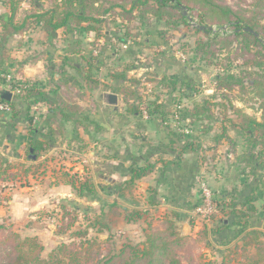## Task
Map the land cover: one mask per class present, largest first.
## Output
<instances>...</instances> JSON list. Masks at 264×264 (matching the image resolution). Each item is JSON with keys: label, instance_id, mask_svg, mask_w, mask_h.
I'll return each instance as SVG.
<instances>
[{"label": "crops", "instance_id": "0c3cea01", "mask_svg": "<svg viewBox=\"0 0 264 264\" xmlns=\"http://www.w3.org/2000/svg\"><path fill=\"white\" fill-rule=\"evenodd\" d=\"M60 3L61 0H0V77L11 76L15 81L32 84L46 95L53 96L52 90L57 89L62 94L61 101L77 108L80 113L89 115L95 122L94 125H86L78 123V118H74L63 125L60 121L53 125L54 131L59 130L58 125L63 126V132L55 136V141H50L48 149L43 151L36 161L30 160L29 166L35 167V173L41 171L42 179H51L54 184L17 191L14 194L15 200L11 203L12 212L9 213L14 223L19 224L25 219L29 222L35 221L31 214L28 216L29 212L47 209L49 205L58 208L63 202H70L72 198L79 199L72 187L71 181L74 178L90 180L100 186H121L130 180L128 174L134 165L142 168L148 163L156 164L153 173L137 182V189L148 195L147 200L151 190H157L155 199L161 204L154 207L155 212L159 214L157 217L163 215L161 207L173 209L170 205L171 196L177 187L181 186L180 179L183 174L191 169L199 173L193 183V201L197 200L199 194L201 176L208 180L223 200L232 194L244 192L246 184L254 182L257 177L264 180V152H260L259 147L253 149L255 139L250 138V132L244 130L243 122L237 126L241 128V140L231 138L229 131L220 135L222 138L217 144L213 143L214 133L205 136L204 142L213 147L206 161L207 167L201 166L199 162L198 169V156L194 151L181 152L177 145H173L176 150L173 152L165 147L168 143L167 133L160 127L158 119H141L127 115L123 96L117 91L122 85V82L116 79L119 73L125 72L129 78L141 79V96L145 100L155 96L152 89L156 87V84L148 82L147 78L161 80L166 76L176 81L190 78L196 82L204 78L198 76L199 74L189 75L187 66L177 59L176 54L168 56L167 53H162L151 64L143 65V61L149 57V49L141 48L138 37L133 36L135 31L131 29L136 21L128 23L118 16L108 15L102 17V25L93 24L95 29L92 30L87 29L91 25L86 23L73 30L62 28L50 35L44 30L43 24L34 23L25 32L14 31V27H21L27 17L41 14ZM99 3L97 2L96 6ZM122 25L126 29L125 33L124 30H119ZM106 27L110 30H106ZM99 28L100 36L94 31ZM199 83L206 95L203 98L210 99L215 87L204 91L203 82ZM109 93L118 96L117 106L107 104L105 95ZM157 94L161 97L160 102H166L170 98L165 90L158 91ZM197 96L200 95L191 97V102L184 106L191 108L198 101ZM60 100H57L56 105H59ZM12 102L15 103L17 112L23 111V100L15 95L12 96ZM39 106L42 108L39 124L45 126L42 130L43 137L38 139L46 142L50 131L48 117L51 107L43 103ZM242 113L254 118L249 112ZM257 120L261 122V118ZM4 128L0 124L3 137L6 136ZM233 128L235 129L234 125ZM18 130H21L22 135H18L14 141L7 135V142L27 147L34 137L30 136L23 123H17L8 132ZM193 131L195 132L194 128ZM8 145L4 144V147H9ZM1 154L4 156L3 152ZM179 160L181 169L179 167L175 171L174 164L172 171H168L169 175L161 178L166 164ZM42 170L45 173H42ZM174 171L178 173L173 176ZM234 173L236 176L230 179ZM37 176H29L28 179L40 178ZM260 201L261 199H257L253 204L257 208L256 215L261 217L264 212L262 204L258 206ZM94 204L101 209L98 202H93ZM148 205L152 208L149 203ZM94 208L96 209L95 206ZM253 223V227L262 230L264 241V229L260 228L264 226L263 219ZM27 225L30 224L27 222L25 228ZM235 243L236 241L232 244Z\"/></svg>", "mask_w": 264, "mask_h": 264}, {"label": "trees", "instance_id": "16d2710c", "mask_svg": "<svg viewBox=\"0 0 264 264\" xmlns=\"http://www.w3.org/2000/svg\"><path fill=\"white\" fill-rule=\"evenodd\" d=\"M97 2L100 3L96 6ZM182 7H186L191 12L200 10L202 13L201 18L203 21L205 20L204 22L202 21L203 25H205L202 26L204 29L197 31L202 33L206 40L196 42L197 46L193 52L197 57L199 56L200 60H206L208 62L206 56L211 53L210 48H212L213 45L221 43L218 35H211L209 30L211 24L219 26L228 24L234 29L233 35L223 40L233 39L230 42H236L243 38L250 42L254 41L264 52V26H262L259 21H252L244 18L242 13L236 12L226 5L217 4L216 0H61L60 4L54 5L51 9L41 14L27 17L21 27H14V31L18 33L25 32L29 30L34 23L43 24L44 30L50 33V35L59 29L65 28L73 30L86 23L91 25L87 29L92 30L95 29L92 27L93 24L102 25V17L108 15L111 17L118 16L123 18L126 22L131 23L137 20L143 22L144 19L146 20L149 17H154L158 21H164L165 16L175 17L177 14L180 19L184 20L183 23L187 24L186 18L183 17L181 13ZM94 31L100 36V28ZM251 31H254L258 36H255ZM260 40H263V43ZM0 73H2L1 69ZM116 79L122 82V85H120L117 91L123 96L127 115L144 119L143 111L145 109L147 118L158 119L160 127L167 133L168 143L165 144V147L173 152L176 151L173 145H177V148L181 149V151H187L192 148L198 156L197 167L200 169V150L195 148L194 144L191 142L187 141L184 144V139L186 138L185 133H179L176 131V128L173 129L172 122H174L177 116H180L178 122L183 126L182 129L188 130V128L198 122L202 125L206 120L210 121L212 117L211 108L213 105L217 108L220 106L216 104L217 102L212 103L210 99H205L202 102L194 103L191 108L182 107L184 98H191L201 93V84L190 78H185L181 81L172 80L166 76L161 80L147 78L146 80L148 82L156 84L157 89H160L159 91L162 92L165 90L170 96L166 102H160L161 97L158 94H155V96L147 100L141 96V79L129 78L125 72L117 74ZM0 82L6 84V81L3 79H0ZM215 83L217 84V89L231 91L234 86H238L241 83V80H238L237 77L233 75L227 77L218 76V78L215 79ZM254 83L257 84L258 82L256 83L254 81ZM52 93H54L53 96L46 95L40 89L34 86L30 87L24 91V94L18 95L19 99L23 100L25 104L22 112H17L15 103L11 101L7 102L12 108L11 114L6 116L0 115V124L5 127L4 133L6 137L10 135L8 131L14 128L17 123H23L27 127L30 136L34 137L27 146V157L29 161H36L39 155L48 149L49 144H51L50 141H55V136L63 132V126L61 125H58V131L53 130V125L57 122L60 121L63 125L67 121L78 118V123H85L86 125H94L95 123L89 115L80 113L77 108H73L61 101L62 94H60L57 89H53ZM176 93L177 95L175 96ZM54 96L56 99H54ZM58 99L60 103L56 105ZM41 103L51 107L50 117H48L50 121V131L46 136V142L38 139V137H43L42 130L45 124L44 126L42 124L33 125L32 108ZM260 109L264 115L263 103ZM243 125L245 128L244 130L250 132L249 137L255 139L253 149L256 150L257 147H259L260 152L263 153L264 117L261 122H258L256 118L245 115L243 116ZM210 130L211 128L209 126L202 125L201 131L204 134H207ZM218 137L219 139L222 138L221 136H217L215 140L218 139ZM179 159H181V157H179ZM0 161L6 164L8 162L1 152ZM180 162L181 160L172 164L167 163L165 172L161 178H165L168 171L173 169L172 166L174 164L176 167L175 171H177L179 167L181 169ZM25 167H27L25 169L28 171L30 166ZM155 168L156 164L153 163H148L142 168L138 165H134L131 168V172L128 174L130 180L124 182L121 186H100L95 185L90 180L83 181L74 178L71 182L77 196L79 198H85L90 202H98L101 205V209L97 211L93 208H84L77 204V202H63L61 204V209L63 210L62 223L64 224V220L66 219L67 222H69V224L65 226V230H70L78 224L79 219L75 213V211H78L83 212L86 217L90 215V213L94 214L95 219L92 227L97 229L99 233L103 231L111 232L112 224L110 219L109 223H107V209L109 214H117L116 209L119 206V202L117 200L108 202V199L116 195L120 199H128L129 196H136L135 193H138L136 192L137 182L153 173ZM175 171L173 172V176L178 173ZM196 172L198 171L191 169L187 173H184L180 179L181 186L177 187L178 189L172 194L170 200V205L173 207V209H171L172 211L170 210L172 217L170 219L171 221H167V229L165 231L157 230V232L151 233L146 237L144 243L135 245L130 240H127L119 252L105 259L99 260L96 257L88 258L84 257L86 254L85 246L89 247L93 245V242L88 239V231H78L74 232L72 235L73 242L71 244L62 243L54 250L50 259L45 260L42 258L44 247L38 242L36 237L22 238L18 234H11V237L9 236L3 242H0V253L4 251L7 252L6 262L2 264H82V258L90 261L91 264H181V261L177 258L174 246L182 245L185 239L183 240L177 236V222L186 221L190 217L189 212H194L203 201V197L193 201V183L199 174ZM201 184H205L212 191L213 197L216 196L215 190L211 187L207 179L202 178ZM245 187L246 189L244 192L232 194L225 200L221 198V200L214 199V213L204 218L210 219L211 221L219 220L218 223L216 222V224H214L211 230V234L215 237V242L218 245L227 246L232 240L238 241L235 247H240L241 264H264L263 232L253 227L254 223L253 221L251 222V219H253L257 213V208L253 204V201L263 199L262 206L264 212V180L262 177H257L254 182L246 184ZM150 193L151 195L147 202L152 208H146L145 211H149L147 214L151 212L155 213L154 207L155 205H159L155 199L157 190H151ZM68 206L73 209L71 208V210H68L70 208ZM125 212L126 222H135L136 219H132L127 208H125ZM134 213L136 218L141 217L140 212ZM157 213L153 214V216H159ZM220 215L222 216L220 217ZM162 216L157 217V219H161ZM225 216L228 218H225ZM191 223L193 224L192 220ZM173 237H175V239L169 240ZM222 258L223 264H227L226 256Z\"/></svg>", "mask_w": 264, "mask_h": 264}, {"label": "rangeland", "instance_id": "374dc122", "mask_svg": "<svg viewBox=\"0 0 264 264\" xmlns=\"http://www.w3.org/2000/svg\"><path fill=\"white\" fill-rule=\"evenodd\" d=\"M216 2L217 4L226 5L234 11L242 13L246 19L259 21L260 24L264 26V0H216ZM181 13L183 17L186 18L187 24L183 23L184 20L180 19L176 14L175 17L165 16L164 21H158L154 17H149L146 20L144 19L143 22L137 20V23L133 24L131 30L135 31L133 36L138 37L140 47L149 49V57H146V60L142 63L143 65L151 64V62H153L157 56H161L162 53L165 55L167 53L168 56L176 54L178 57L177 59L187 66L186 69L188 72L190 71L189 75L193 76L199 74L198 76L204 77L198 79L199 82H203L202 84L205 86L204 91H208L215 87V92L210 96V101L212 103L217 102L216 104L220 106L217 108L213 105L211 108L212 117L210 121L206 120L202 124L211 128L207 134L201 131L202 125L199 122L188 128V130L182 129L183 126L178 122L180 116H177L174 122H172V126L176 128V131L185 133L186 138L184 139V144L187 141L191 142L194 144L195 148L200 150L199 154L201 158L199 157V160L201 166L206 168V161L211 154L210 149L213 147L204 142L206 135L209 136L211 133H214L213 143L216 144L221 139L218 137V139L215 140L214 138L221 134L224 135L228 131L231 138L241 140V128H237V126L238 123L241 124V122H243V116H245L242 113L243 111L249 112L256 119H263L264 115L260 107L262 103L264 106V52L254 41L250 42L243 38L236 42H230L233 39L223 40L228 38V36H232L234 29L228 24L222 26L211 24V26H209L211 35H218L221 43L213 45V47L210 48L211 53L206 56L208 62L206 60H200L199 56L197 57L193 52L197 46L196 42L206 40L205 36L197 31L202 30V26H205L203 25L205 20H202V13L200 10L191 12L186 8V10L182 9ZM185 13L187 14L185 15ZM106 30L110 29L106 27ZM119 30H124L123 32L125 33L126 29L122 25V27H119ZM156 40L161 43V46H159V42ZM260 41L263 43V40ZM232 75L236 76L238 80H241L238 86H234L231 91L217 89L215 79L218 78V76L227 77ZM254 81L258 83L255 84ZM159 90V88L153 87V94H157ZM199 95L200 96L196 98L198 100L197 102H202L206 99L203 98L206 96L205 92H203V88H201V93ZM16 98H19L18 95H16ZM189 99L190 98L183 99L182 107H185L184 105L191 102ZM143 112L144 117L147 118L145 109ZM18 135H22L21 130H18V132H10L8 138L14 141ZM6 139V136L3 137L2 133H0V152H3L5 160L8 161L7 164L0 161V193L4 194L3 201L0 203V242H3L9 236L11 237V234H18L22 238L36 237L38 242L44 247L42 258L48 260L54 250L62 243L71 244L73 242L72 235L74 232L88 231V239L93 242L94 246H85L86 254L84 257H96L102 260L119 252L127 240H130L135 245L141 244L146 241V237L151 233L157 232V230L165 231L167 229V221H171L170 219L172 217L170 214L171 209L160 208L163 209V215L165 214L162 216V220L157 219V215L153 216V214L157 212L147 214L149 211L146 212L145 208H149L147 203L148 195L143 194V191L139 189H136V192H138L135 193L136 196H129L128 199H120L117 195L115 196L116 199H113L114 197L108 199L109 201L106 199L108 202H112L113 200L119 202V206L116 209L117 214H109L107 209V223H109L110 219L112 224L111 232L103 231L99 233L97 229L92 227L95 219L94 214L90 213V215L86 217L83 212L78 211H75L79 219L78 224L70 230H65V226L68 225L69 222H67L66 219L64 220L65 223H62L63 210L60 208L61 205L60 207L58 206V208L49 205L47 209L29 212L28 216L31 214L35 221L29 222L28 219H22L23 221L21 223H14L12 217L9 215V213L12 212L11 203L15 200L14 194L21 189L35 188V186L39 185L49 187L54 183L51 179H42L43 174L41 175V171L35 173V167H29L28 171H26L27 169L25 168L27 167L25 166L30 165V161L27 157L28 148H23L19 146V144L9 143ZM4 144H9V147H4ZM239 149L241 150V148ZM188 151L191 152L193 149L191 148ZM44 168L45 170L47 169L46 167ZM43 170L42 173H45ZM34 175L40 177L38 179L35 178L38 183L34 181L35 179H28L29 176L33 177ZM233 176H236L235 173L231 175L230 179H232ZM199 181L201 184L202 176ZM202 185L203 184L199 186L197 198L203 197ZM214 197L213 200H221L219 193H216ZM262 200L263 199L258 202V206L263 204ZM70 202H77V204L84 208H93L97 211L100 210L98 205H93V202L85 198H72ZM160 205H158V207ZM71 208L72 207L68 210H71ZM125 208L128 209V213L132 216V219H136L135 222H126ZM134 212H140L141 217L139 216L140 218H136ZM189 216L190 217L186 221L177 222L176 226V230H178L177 236L183 240L185 239L182 245L174 246L177 258L181 261V264H223L222 257L224 256H226L227 264H241L240 247H235L237 241L235 244H232L235 242V240H232L227 246L218 245L215 242V237L212 236L211 230L214 224H216V222L218 223L219 220L211 221L204 217H198L193 211L189 212ZM221 216L222 215H220V217ZM225 218L228 217L225 216ZM261 219H263L264 222V215H261V217L256 215L251 219V222H260ZM27 222L31 226L27 225L25 228ZM260 228L264 229V226H260ZM37 233H39V235H36ZM173 239H175V237L169 240ZM6 254V251L0 253L1 264L6 262ZM81 262L82 264H91L90 261L84 260L83 258Z\"/></svg>", "mask_w": 264, "mask_h": 264}, {"label": "built area", "instance_id": "2783aa9c", "mask_svg": "<svg viewBox=\"0 0 264 264\" xmlns=\"http://www.w3.org/2000/svg\"><path fill=\"white\" fill-rule=\"evenodd\" d=\"M0 79L6 81V84H2L0 82V93L8 91L15 95L24 94V91L30 87H33L32 84L22 82V81H15L11 76H1ZM17 85V86H15ZM0 98V115L6 116L11 114L12 108L7 103V101L1 100ZM146 114V112H145ZM33 125H38L41 121L42 117V108L37 105L33 107ZM202 193H203V201L202 203L194 210V214L198 217H206L210 216L214 213V203H213V194L212 191L205 185H202ZM4 194L0 193V203L3 201Z\"/></svg>", "mask_w": 264, "mask_h": 264}, {"label": "water", "instance_id": "95a60500", "mask_svg": "<svg viewBox=\"0 0 264 264\" xmlns=\"http://www.w3.org/2000/svg\"><path fill=\"white\" fill-rule=\"evenodd\" d=\"M182 9L186 10L185 7H182ZM187 13H185L186 15ZM202 29H204L202 27ZM255 36H258L254 31H251ZM1 98L2 100L4 101H7V102H11L12 101V94L8 91H5V92H2L1 93ZM105 99H106V102L108 105H111V106H117L118 105V96L116 94H112V93H109V94H106L105 95Z\"/></svg>", "mask_w": 264, "mask_h": 264}]
</instances>
